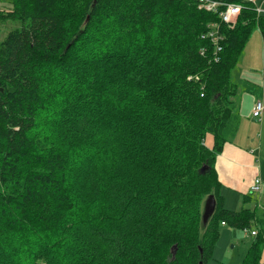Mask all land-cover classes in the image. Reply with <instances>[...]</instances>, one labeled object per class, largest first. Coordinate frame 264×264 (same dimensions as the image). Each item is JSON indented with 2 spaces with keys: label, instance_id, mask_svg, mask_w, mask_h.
Listing matches in <instances>:
<instances>
[{
  "label": "trees",
  "instance_id": "16d2710c",
  "mask_svg": "<svg viewBox=\"0 0 264 264\" xmlns=\"http://www.w3.org/2000/svg\"><path fill=\"white\" fill-rule=\"evenodd\" d=\"M215 1L243 6L233 29L193 0L0 9L21 23L0 42V264H207L223 226L255 232L243 264H262L260 209L228 210L215 165L241 120L232 72L256 28L264 44V14Z\"/></svg>",
  "mask_w": 264,
  "mask_h": 264
},
{
  "label": "rangeland",
  "instance_id": "374dc122",
  "mask_svg": "<svg viewBox=\"0 0 264 264\" xmlns=\"http://www.w3.org/2000/svg\"><path fill=\"white\" fill-rule=\"evenodd\" d=\"M258 7H263L264 0H254ZM13 0H0V9L8 10ZM19 22L0 23V42L13 30L20 29ZM264 71V44L260 30L256 28L249 37L244 51L239 58L236 68L232 72V81L238 87V95L235 99L238 111L242 116L241 125L247 123L246 132L254 137L255 144H262L261 164L264 166V114L261 119H255L251 108H255L260 100H264L263 86ZM240 106V107H239ZM253 124V125H250ZM264 176V169H263ZM257 201L262 202V194L255 196ZM254 197V199H256ZM206 201V200H205ZM241 206V204H240ZM247 208H254V204H247ZM240 208V207H238ZM239 210V209H237ZM255 227H253V230ZM255 241V237L245 233V230L232 229L229 226L220 227V237L214 247L213 255L207 264H243L245 257Z\"/></svg>",
  "mask_w": 264,
  "mask_h": 264
},
{
  "label": "crops",
  "instance_id": "0c3cea01",
  "mask_svg": "<svg viewBox=\"0 0 264 264\" xmlns=\"http://www.w3.org/2000/svg\"><path fill=\"white\" fill-rule=\"evenodd\" d=\"M253 110L252 107L251 112ZM251 114L253 115V113ZM240 119H242V116ZM246 130L247 123L241 125L240 122L236 136L230 143L226 144L223 152L218 156L215 169L221 184V194L225 200V207L231 211H240L244 207L247 208V204H254L255 207L252 209L259 208L261 218L264 220V198L262 202H254L257 201L255 197L257 195L250 192L255 178L262 180L264 188V166L260 161L263 146L262 144L257 146L254 137ZM263 130L264 128H262V132ZM208 143L212 146L213 141L211 138L208 139ZM248 195L253 197V200L246 203L245 197ZM261 262L264 264V249Z\"/></svg>",
  "mask_w": 264,
  "mask_h": 264
},
{
  "label": "built area",
  "instance_id": "2783aa9c",
  "mask_svg": "<svg viewBox=\"0 0 264 264\" xmlns=\"http://www.w3.org/2000/svg\"><path fill=\"white\" fill-rule=\"evenodd\" d=\"M197 2L200 10H204L209 13L219 14L221 24L228 26L230 29H233L238 22V18L243 10L242 5L238 4H224L215 0H193ZM253 4L254 10L258 13V15L264 14L263 7H258L255 4L254 0H247ZM204 39H210L216 47V55L222 52V47L220 46L221 41L223 40L222 35L220 34V25L219 24H211L209 25V32L207 35L203 36ZM206 50L202 52L205 53ZM216 61L219 60L218 56L215 58ZM191 79V78H190ZM264 114V101L260 100L257 102L254 110L253 117L255 119H261ZM263 191V183L260 178H255L253 184L251 185L250 192L252 194H262ZM246 234H249V231L245 230ZM251 236H255V232H250Z\"/></svg>",
  "mask_w": 264,
  "mask_h": 264
},
{
  "label": "water",
  "instance_id": "95a60500",
  "mask_svg": "<svg viewBox=\"0 0 264 264\" xmlns=\"http://www.w3.org/2000/svg\"><path fill=\"white\" fill-rule=\"evenodd\" d=\"M206 170V167L202 169V172ZM216 209V199L214 196H210L205 203L204 214H203V223L206 225L209 219L213 216ZM176 250V248H175ZM203 264V263H200Z\"/></svg>",
  "mask_w": 264,
  "mask_h": 264
}]
</instances>
